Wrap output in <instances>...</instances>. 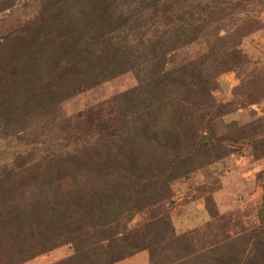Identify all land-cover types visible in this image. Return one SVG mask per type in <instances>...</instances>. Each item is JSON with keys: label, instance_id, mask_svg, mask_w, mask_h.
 I'll return each instance as SVG.
<instances>
[{"label": "rangeland", "instance_id": "obj_1", "mask_svg": "<svg viewBox=\"0 0 264 264\" xmlns=\"http://www.w3.org/2000/svg\"><path fill=\"white\" fill-rule=\"evenodd\" d=\"M141 1L154 3L147 9L157 13L149 11L147 19L152 20L148 26L130 35L131 47L136 50L129 48L133 56L138 54L135 45L150 33L162 36L174 28L167 19H187V13H192L199 21L187 29L200 36L168 54L166 69L190 71L201 63L208 69L215 60L214 66L221 71L218 75L209 72V80L198 92L193 85L196 79L187 94L180 95L178 86L166 92L163 99L168 105L151 113L145 105L141 107L144 95L139 91V77L149 60L142 57L121 63L116 70L114 61L101 60L100 52L108 45H102V39L116 37L112 23L117 14H101L99 4L80 0H0V208L10 204L22 211L18 214L15 210L17 218L12 219L13 226H18L19 220L22 224L2 233L0 255L9 253L11 242L17 246L31 243L37 226H62L61 216L51 220L49 213L40 214L43 209L33 214L29 208L35 198H54L62 191L72 199L80 190L72 180L48 189L47 177L54 176L48 169L70 155L86 162L81 151L100 142L99 118L115 121L120 115H129L124 119L125 136L115 142L116 148L123 150L119 158L128 160L124 155L134 154L164 175L145 193L141 191L145 185L140 184L142 188L130 196L129 203L120 204L129 211L117 221L110 217L113 224L106 233L111 238L87 240L63 235L58 247L24 264H88L97 261L96 256L104 258L98 248L109 241L139 247L122 260L127 264H139L142 259L147 264H211V249L228 242L237 247L229 254L240 251L246 261L256 257L259 250L251 249L250 244L246 247L244 241L256 227L264 237V0H183L178 12L170 0H127L131 15ZM209 2L221 6L218 18L209 20L205 15L210 12L204 9ZM87 21L93 27L102 22V30L108 33L97 34L105 37L98 40L100 44L88 47L97 55L84 61L80 60L84 50L81 33ZM215 35L224 51L216 57L211 55ZM49 64L52 72L63 75L65 71L74 79L66 83L63 76L49 87ZM57 82L62 85L58 87ZM72 82L76 86L66 94L64 86ZM128 107L134 114H127ZM133 119H145L146 124L152 120L144 124V130L153 125L162 134L158 137L157 133V140L140 137L141 124ZM164 139L168 147L161 148L158 140ZM95 189L92 195L88 187L82 196L83 201L93 197L90 213L94 218L112 213L118 205L116 199L104 194L110 193L104 187ZM167 223L169 231L165 232ZM210 223L215 226L206 227ZM38 233L36 230V237ZM95 242L98 244L93 245Z\"/></svg>", "mask_w": 264, "mask_h": 264}, {"label": "trees", "instance_id": "obj_2", "mask_svg": "<svg viewBox=\"0 0 264 264\" xmlns=\"http://www.w3.org/2000/svg\"><path fill=\"white\" fill-rule=\"evenodd\" d=\"M80 1L82 3L86 1L87 3L93 2L99 4V10L101 14H104L105 12V14L109 15L111 11L113 15L114 13L117 14V16L113 17L114 22L112 23V31L115 30L114 32H116V37L112 35L106 37L105 35H97L103 34L104 30L102 29L104 28V25L102 22L98 26H95L98 28H95L90 25L89 21L85 23L86 25L84 28H82L81 33V36L84 38V50L83 55H81L80 57V60L87 61V59L90 60V58H94V56L97 55V51L95 53L92 47H88L92 44H100L98 40H100L102 37H105L102 39V45H108H106L100 52L103 53L102 55L100 54L101 56H103L101 60L102 62L114 61V63L118 64L116 66H113V68H115L113 70L119 68L117 66H123L120 65L121 63L126 65L127 63H133L142 57L147 58L149 62L147 63V65H145L144 73L139 77V91L142 92V94L144 95L143 99L141 100V107L143 108L145 105L144 109L147 110V112H155L158 111L162 107V105H168L167 102L163 99L164 94L168 91L172 92L177 86L179 88L180 95H183V93L187 94L189 91L188 88H190V83L193 82L194 79H196L197 82L193 85L195 86L196 84L197 89L195 90L198 92L201 86L204 87L203 84H205V80L206 82L209 80V72L212 75H214L215 73L216 75H218L221 72L218 71L219 66H214L215 63L213 62L215 60H213L211 67L208 69L202 67L203 63H201L197 68L191 69L190 71L186 68H183L182 70L166 69V58L168 54L177 50L178 48H182L195 42V40H197L200 36L198 33H194L196 32L195 30L191 31L190 29H187L191 28L193 24L199 21L195 20L194 15L192 13H187V19L182 18L180 16H176L174 20L167 19L170 20L168 24H171V26H174V28H172L171 30H167L162 36L158 35V32L150 33V35L147 36V39H143L142 42L135 45V47L138 48V54H135V56H133L129 48L134 51L136 50L135 48L131 47L132 41H130V35H136L137 30L148 26L147 24L150 23L152 20L149 18L147 19V15L149 14L148 12L154 10L157 13V10H149L147 8L151 7L152 5L154 6L155 4L141 1L140 5H138V8H135L134 14L131 15L127 7V0ZM182 2L183 0H170V6H172L176 12H178L181 6L184 4ZM216 6L217 7H214L212 2L206 3L204 5L205 11H210L209 13H205V15L209 17V20H211L215 16L217 18L219 17V10L221 9V6H218V4H216ZM188 9H190V6L188 7ZM211 11H213V13ZM80 14H84V17H86L85 12L81 11ZM95 18L98 21H101L99 19V16L96 15ZM191 21L193 23H190ZM175 22H177V24L174 25ZM203 22L207 21L203 20ZM104 33L107 34L108 32L106 33L104 31ZM117 38H119V40L115 41V39ZM220 43L221 40L217 39L215 35L213 41V45H215V47L211 50L212 56L216 57L219 56L221 52H224L222 50L223 48L219 47ZM100 55L97 58L100 59ZM236 60H238V58H236ZM33 62L37 64L36 61ZM131 66L132 65H129L128 67L130 68ZM52 68L53 67L51 66V64L47 66V79L49 87L53 85L54 81L57 78H65L63 76L67 77L65 78L66 83L69 82V79H74L68 72L65 71H63V75L59 71L52 72ZM205 75H207V79L205 78ZM198 80L201 81V84ZM56 85L59 87L62 85V83L57 82ZM67 85L68 84H66L64 87H66L67 89L66 94H69L71 88L76 85L73 82L69 84L68 87ZM60 94L63 93L60 92ZM46 95L48 96L55 94L47 93ZM49 98L50 101H53L52 96H50ZM139 112L140 111H135V114ZM128 113L132 115L134 114V111H131L128 107L127 114ZM127 116L120 115V117L115 121L109 118H99V126L97 127V129L100 133V142L97 145H94L93 147L84 148L81 151V153H83V155H85V158L87 159L86 162L83 161L80 156L76 158L75 155H70L67 156V159H62L58 164L53 165L48 169L50 170L49 172L53 173L54 175H48L49 177H47L45 184L48 186V189L52 190L56 184L58 187H60L59 184L62 181L72 180L76 183V187H78L80 190L78 191L77 195L72 199H68L66 194H64V192L62 191L55 193L54 198H50L47 196L43 197V199L40 197L38 199L35 198V200H33L34 204H31L29 208L33 214L37 213V209L40 211L43 209L42 213L40 214H44L46 212L49 213L51 216V220L55 216H61L62 226L58 229H55L52 224L50 227L42 224L41 226H37L33 230L31 243H22V245L20 246H17V243L15 242L9 243L8 248H10V251L9 253H3L4 255H0V264H24L32 260L34 257L42 255L52 250L53 248L58 247L63 242V235L65 237H69L72 235L78 236L87 240L92 237L99 238L100 236L106 237L108 239L111 238L110 234H107L106 232L108 231L109 226L113 224V222L108 220L110 219V217H113L117 221V217L122 216L125 212L129 211L128 208H122L120 204L123 202L129 203L130 196L133 193L138 192L139 188H142L140 184L145 185V188L141 190L145 193L147 187L149 188L151 185L155 186V182H157L158 178L161 175H164L163 172H158L157 174L156 168L153 170L149 161H140L139 158L134 154L130 156L126 153L124 156L128 158V160L119 158L120 151L123 152V150L121 148H116L115 142L121 140L127 132L126 121H124ZM133 121L141 124L140 132L143 134L140 135V137L146 139L154 137L157 140L158 137H160V135L162 134V131H160L159 128L155 129L153 125H151L149 129L144 130V124L149 125L151 122H153L152 120H149L147 124L145 123V119L142 121L133 119ZM157 133L158 137L156 136ZM158 143V146H160L161 148L168 147L167 139H164V141L158 140ZM114 156H118L117 159L114 158ZM156 166H158V164ZM149 170H151L149 174L156 173L157 176L153 178L149 177V174H146L147 172H149ZM97 186H99V188L104 187L105 191L107 190L108 192H110L104 194L113 195V197L116 199V202H118V205H116V209H114L112 213L106 212L103 217L94 218L93 214L90 213V210L93 207V197L87 196L86 200L83 201L84 197L82 198V196L86 193L88 187L90 191L92 190V195L95 194L93 193V191L96 190L95 188H97ZM82 205L84 206L77 212L73 213L72 215H68L69 213H71L73 208ZM10 206L11 205L8 204L5 207L0 208L1 239L2 233L5 232L7 229L8 230L6 232H10V230L15 229L20 224H22V222L19 220V225L13 226L12 219L17 218V214L15 215L14 213L15 210L18 214L22 211L18 207L13 208L11 206V208ZM209 214L210 217L215 220L216 215H214L211 211ZM166 225L167 227L165 229V232H168L169 224L167 223ZM72 226H77V228L74 231L68 230V228ZM209 226L214 227L215 225H212L210 223L206 227ZM36 230L40 232L38 233V237H36L34 234ZM61 230H64V232L61 233ZM257 230L259 229H257L256 227L254 228V230L250 231L249 239H252L251 241H249V239H247V241H244L246 247H248V245L250 244L251 249L259 250L256 251V257L253 260L246 261V257H242V252L240 251L239 253L235 252L236 254H229L231 249L237 247L234 246V243L228 242L227 245L211 249L212 254L210 255L211 257L209 259L210 263L264 264V237H261L260 232H258ZM155 235H157V233ZM2 243L3 242L0 240V245H2ZM92 244L97 245L98 242ZM123 244L124 242L122 241H109L106 246H99L98 249L101 252L100 254L103 255L104 258L99 259V257L96 256L95 258L97 261L88 264H115L133 255L132 253H130L132 252L131 250H136L139 248L135 247V245L127 246ZM13 249L14 251L13 253H11V250ZM90 253L95 254L96 251L94 250ZM151 258H153V255L151 256Z\"/></svg>", "mask_w": 264, "mask_h": 264}, {"label": "crops", "instance_id": "obj_3", "mask_svg": "<svg viewBox=\"0 0 264 264\" xmlns=\"http://www.w3.org/2000/svg\"><path fill=\"white\" fill-rule=\"evenodd\" d=\"M136 260V259H135ZM125 261H121V262H118V263H116V264H127V263H124ZM133 262V260L131 261V262H128V263H132ZM147 264V261H145L144 259H142V261H139V264Z\"/></svg>", "mask_w": 264, "mask_h": 264}]
</instances>
